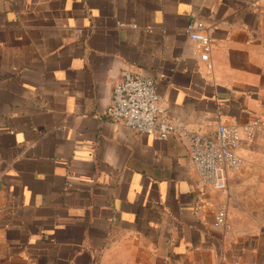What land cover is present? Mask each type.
Segmentation results:
<instances>
[{"label":"crops","instance_id":"0c3cea01","mask_svg":"<svg viewBox=\"0 0 264 264\" xmlns=\"http://www.w3.org/2000/svg\"><path fill=\"white\" fill-rule=\"evenodd\" d=\"M124 72L187 132L259 121L225 189L106 116ZM0 264H264V0H0Z\"/></svg>","mask_w":264,"mask_h":264},{"label":"built area","instance_id":"2783aa9c","mask_svg":"<svg viewBox=\"0 0 264 264\" xmlns=\"http://www.w3.org/2000/svg\"><path fill=\"white\" fill-rule=\"evenodd\" d=\"M186 33L199 49L201 60L211 68L213 39L209 29L203 22H197L188 26ZM105 114L110 120L156 140H166L172 135L187 136L193 169L202 184L216 189H225L228 174L241 168L243 160L237 150L242 140L252 138L259 127V121H254L242 128L218 124L208 133L187 132L181 124L165 119L157 81L131 72H124L122 79L114 84ZM216 220L221 225L225 223L224 210L218 212Z\"/></svg>","mask_w":264,"mask_h":264}]
</instances>
